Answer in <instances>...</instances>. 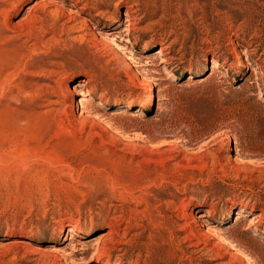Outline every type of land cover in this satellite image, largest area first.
Listing matches in <instances>:
<instances>
[{"label":"rangeland","instance_id":"rangeland-1","mask_svg":"<svg viewBox=\"0 0 264 264\" xmlns=\"http://www.w3.org/2000/svg\"><path fill=\"white\" fill-rule=\"evenodd\" d=\"M252 263L264 0H0V264Z\"/></svg>","mask_w":264,"mask_h":264},{"label":"bare ground","instance_id":"bare-ground-1","mask_svg":"<svg viewBox=\"0 0 264 264\" xmlns=\"http://www.w3.org/2000/svg\"><path fill=\"white\" fill-rule=\"evenodd\" d=\"M211 67H212V66H211ZM213 68H214V67H213ZM166 73H167V72H166ZM172 73H173V72H172ZM86 91H87V90H86ZM79 93H80L82 96L84 95L83 92H80V91H79ZM149 95H150V94H149ZM80 100H81V99H80ZM80 100H78V102H79ZM83 102H84V101H82V103H83ZM81 105H82V104H81ZM82 106H83V105H82ZM136 111H137V110H136ZM129 115H130V114H129ZM182 136H183V135H182ZM182 136H181V137H182ZM181 139H182V138H181ZM184 139H185V138H184ZM178 140H179V139H178ZM182 140H183V139H182ZM72 231H73V230H72ZM250 262H251V261H250ZM250 262H249V263H250ZM252 262H253V260H252ZM252 264H254V263H252ZM255 264H256V263H255Z\"/></svg>","mask_w":264,"mask_h":264}]
</instances>
